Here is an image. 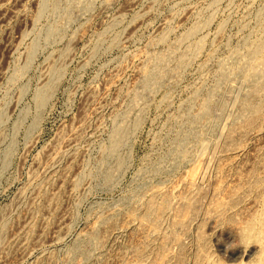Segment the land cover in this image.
I'll use <instances>...</instances> for the list:
<instances>
[{
    "label": "rangeland",
    "instance_id": "1",
    "mask_svg": "<svg viewBox=\"0 0 264 264\" xmlns=\"http://www.w3.org/2000/svg\"><path fill=\"white\" fill-rule=\"evenodd\" d=\"M0 264H264V0H0Z\"/></svg>",
    "mask_w": 264,
    "mask_h": 264
},
{
    "label": "bare ground",
    "instance_id": "2",
    "mask_svg": "<svg viewBox=\"0 0 264 264\" xmlns=\"http://www.w3.org/2000/svg\"><path fill=\"white\" fill-rule=\"evenodd\" d=\"M196 175H197V171L193 173V178L191 180L192 183V189L191 191L197 190L198 189V184L196 183ZM190 205V204H189ZM186 208V207H185ZM184 208V209H185ZM149 209L151 210V212L153 213V215L155 216L156 220L158 221L160 219L161 216V208L157 207L153 202L149 204Z\"/></svg>",
    "mask_w": 264,
    "mask_h": 264
}]
</instances>
